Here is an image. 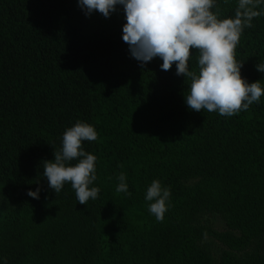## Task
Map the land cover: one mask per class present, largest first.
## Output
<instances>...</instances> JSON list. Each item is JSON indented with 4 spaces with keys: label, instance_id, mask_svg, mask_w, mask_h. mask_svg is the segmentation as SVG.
Segmentation results:
<instances>
[{
    "label": "trees",
    "instance_id": "16d2710c",
    "mask_svg": "<svg viewBox=\"0 0 264 264\" xmlns=\"http://www.w3.org/2000/svg\"><path fill=\"white\" fill-rule=\"evenodd\" d=\"M215 0L241 20L234 58L264 73V0ZM122 6L85 15L77 0H0V258L7 264H264V95L232 116L187 108L190 77L141 64L121 39ZM198 50L188 67L198 73ZM91 124L96 199L54 193L45 161L66 128ZM77 161H71L75 164ZM125 175L130 195L116 192ZM170 189L162 221L144 200ZM40 188L39 198L26 195ZM218 221V222H217ZM216 223H221L219 228Z\"/></svg>",
    "mask_w": 264,
    "mask_h": 264
},
{
    "label": "clouds",
    "instance_id": "9594fccd",
    "mask_svg": "<svg viewBox=\"0 0 264 264\" xmlns=\"http://www.w3.org/2000/svg\"><path fill=\"white\" fill-rule=\"evenodd\" d=\"M250 0H240L244 8ZM215 0H77V7L87 16L94 10L105 18L122 6L125 23L121 39L128 46L132 58L144 64L154 57L162 63L159 67L167 71L175 62V74L190 77L188 94L184 96L187 108L195 111L217 112L221 116L247 110L253 102L264 95L260 80L248 83L240 74L241 63L234 54L243 27L256 12L245 13L241 20L218 19L211 11ZM190 48L198 50V73L190 72L188 61ZM256 70L264 73V64H256ZM97 133L91 124L77 121L66 128L61 137V148L53 153L51 161L43 165V177L54 193H59L65 183H70L76 202L86 205L96 199L99 188L96 180V157L84 151L82 141H94ZM76 160L75 164L71 161ZM116 192L130 195L125 175L117 177ZM40 188L28 190L26 195L39 198ZM170 189L159 180H152L147 187L144 200L148 212L157 221H162L167 211ZM0 264H7L0 258Z\"/></svg>",
    "mask_w": 264,
    "mask_h": 264
},
{
    "label": "rangeland",
    "instance_id": "374dc122",
    "mask_svg": "<svg viewBox=\"0 0 264 264\" xmlns=\"http://www.w3.org/2000/svg\"><path fill=\"white\" fill-rule=\"evenodd\" d=\"M218 222V221H217ZM216 225L221 228L222 227V224L221 223H216Z\"/></svg>",
    "mask_w": 264,
    "mask_h": 264
}]
</instances>
